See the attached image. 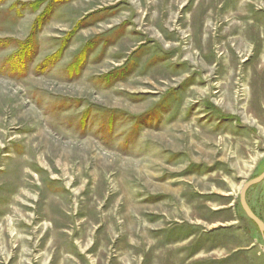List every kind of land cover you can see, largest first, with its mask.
I'll list each match as a JSON object with an SVG mask.
<instances>
[{
    "label": "rangeland",
    "instance_id": "1",
    "mask_svg": "<svg viewBox=\"0 0 264 264\" xmlns=\"http://www.w3.org/2000/svg\"><path fill=\"white\" fill-rule=\"evenodd\" d=\"M263 172L264 0H0V264H264Z\"/></svg>",
    "mask_w": 264,
    "mask_h": 264
},
{
    "label": "water",
    "instance_id": "2",
    "mask_svg": "<svg viewBox=\"0 0 264 264\" xmlns=\"http://www.w3.org/2000/svg\"><path fill=\"white\" fill-rule=\"evenodd\" d=\"M263 181H264V172L260 174L258 177L249 181L241 191L240 202L243 210L245 211L247 216L256 224V226L258 227L260 233L264 238V222L254 213V211L251 209V207L247 202V192L249 191V189L256 185L261 184Z\"/></svg>",
    "mask_w": 264,
    "mask_h": 264
}]
</instances>
